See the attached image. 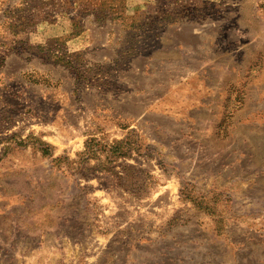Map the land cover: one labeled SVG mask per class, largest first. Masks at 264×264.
<instances>
[{"label":"rangeland","instance_id":"rangeland-1","mask_svg":"<svg viewBox=\"0 0 264 264\" xmlns=\"http://www.w3.org/2000/svg\"><path fill=\"white\" fill-rule=\"evenodd\" d=\"M19 1L0 0V264H264V0H54L43 23L50 0ZM128 1L192 22L133 59L106 23Z\"/></svg>","mask_w":264,"mask_h":264},{"label":"crops","instance_id":"crops-1","mask_svg":"<svg viewBox=\"0 0 264 264\" xmlns=\"http://www.w3.org/2000/svg\"><path fill=\"white\" fill-rule=\"evenodd\" d=\"M54 0H50L49 2H47L46 4H41L39 7V12L35 13V16H31L30 20L31 21H36V19H39L40 23H43L45 21H47L49 19V8H53L55 6V3L53 2ZM20 5H22V7L26 8L28 7V4L26 2V0H22L19 1ZM61 2H58L56 4V6H59ZM130 1H128V4L126 5L125 2H118V3H111L108 4L110 6V9L112 10V13L109 14V16L106 18V23H110L113 24V22L115 23V21L121 19L122 22L121 24L128 27L127 29V33L125 32V30L123 29V27H121V29L124 31H120V36H121V41H125L126 37H129L127 34L129 33H133V38H135L134 40V44L130 47V45H128L127 49L128 51L125 53V55H127V57L130 58H139V57H150L151 55L148 56H144V54L148 51V48L146 47V45H144L143 43L146 41H157L161 35V31L163 29L167 28H177L179 26H181L182 24H186L189 22H192L191 20H186L185 16H181V14L177 15L175 12H171L168 10V12L163 11L162 13H159L158 15H150L147 16L146 13L140 18V16H136V17H132L131 16H125V13L127 15V11H125V8L127 6H130ZM132 5H141V3L139 2H134L132 1ZM124 8V12H122ZM38 13V14H37ZM51 19H53V17H50ZM136 19V20H133ZM141 23H140V21ZM142 21H144L142 23ZM186 22V23H185ZM196 23V22H195ZM203 35L201 34H196V38L199 39V37H202ZM82 37V36H81ZM80 36H75L72 37L71 39H69L66 44L75 46V48L72 49H65L66 52L68 54H73L72 56H75L74 54L79 51L81 48H79L80 46L79 43L83 42L85 40V36L81 38ZM165 39V38H163ZM109 40V38H108ZM115 42V41H114ZM114 42L112 44H114ZM115 46V45H114ZM203 44H200V46L198 44H196L195 47H189L186 45V48L184 49L185 52V56H190L192 58L198 57V56H203L207 54V50H204V46ZM130 47V48H129ZM62 53H65L64 50L61 51ZM60 52V53H61ZM58 55L59 53L56 52ZM4 56L7 57V54H4ZM9 56H14L16 57L17 60H20L19 56L16 54H12L10 53ZM71 56V57H72ZM53 66V65H52ZM190 69V71H192L193 69L188 67V70ZM145 151L147 152L148 150L152 149L149 146H145ZM146 159H148L146 157ZM152 163H155L153 161H155V159H151ZM209 192V191H208ZM208 192H206L205 194H207ZM197 213H199L202 216H205V212L202 210H198Z\"/></svg>","mask_w":264,"mask_h":264}]
</instances>
